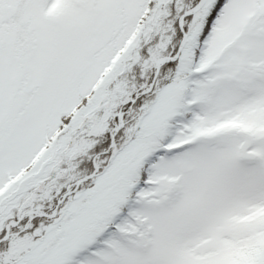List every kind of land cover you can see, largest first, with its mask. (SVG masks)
<instances>
[{
  "label": "snow or ice",
  "instance_id": "obj_1",
  "mask_svg": "<svg viewBox=\"0 0 264 264\" xmlns=\"http://www.w3.org/2000/svg\"><path fill=\"white\" fill-rule=\"evenodd\" d=\"M0 264H264V0H0Z\"/></svg>",
  "mask_w": 264,
  "mask_h": 264
}]
</instances>
